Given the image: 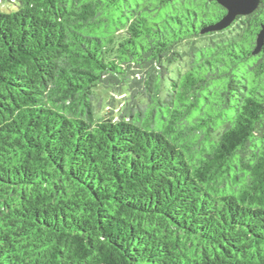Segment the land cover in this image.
<instances>
[{
  "label": "trees",
  "instance_id": "obj_1",
  "mask_svg": "<svg viewBox=\"0 0 264 264\" xmlns=\"http://www.w3.org/2000/svg\"><path fill=\"white\" fill-rule=\"evenodd\" d=\"M225 14L0 0V264H264V0Z\"/></svg>",
  "mask_w": 264,
  "mask_h": 264
},
{
  "label": "water",
  "instance_id": "obj_2",
  "mask_svg": "<svg viewBox=\"0 0 264 264\" xmlns=\"http://www.w3.org/2000/svg\"><path fill=\"white\" fill-rule=\"evenodd\" d=\"M217 2L226 10L225 16L215 25L209 28L210 31H221L231 25V23L239 16H248L256 11L260 0H210ZM264 47V25L257 35L256 47L253 55L260 53Z\"/></svg>",
  "mask_w": 264,
  "mask_h": 264
},
{
  "label": "rangeland",
  "instance_id": "obj_3",
  "mask_svg": "<svg viewBox=\"0 0 264 264\" xmlns=\"http://www.w3.org/2000/svg\"><path fill=\"white\" fill-rule=\"evenodd\" d=\"M101 95H102V99H101V104H100V109H99V111L100 112H103L104 110L103 109H105V108H107V106H108V100H109V98L111 97V95L110 94H108V93H101Z\"/></svg>",
  "mask_w": 264,
  "mask_h": 264
}]
</instances>
